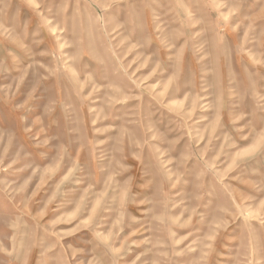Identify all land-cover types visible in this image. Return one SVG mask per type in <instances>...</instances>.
Returning a JSON list of instances; mask_svg holds the SVG:
<instances>
[{"label":"rangeland","instance_id":"1","mask_svg":"<svg viewBox=\"0 0 264 264\" xmlns=\"http://www.w3.org/2000/svg\"><path fill=\"white\" fill-rule=\"evenodd\" d=\"M0 264H264V0H0Z\"/></svg>","mask_w":264,"mask_h":264}]
</instances>
